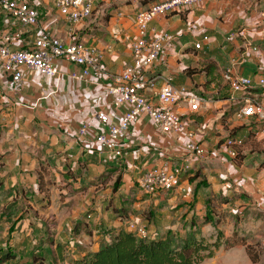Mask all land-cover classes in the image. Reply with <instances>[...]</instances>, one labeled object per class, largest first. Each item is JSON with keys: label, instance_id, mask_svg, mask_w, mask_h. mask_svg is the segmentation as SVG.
I'll use <instances>...</instances> for the list:
<instances>
[{"label": "crops", "instance_id": "obj_1", "mask_svg": "<svg viewBox=\"0 0 264 264\" xmlns=\"http://www.w3.org/2000/svg\"><path fill=\"white\" fill-rule=\"evenodd\" d=\"M29 1L38 9L47 30L63 39L69 38L70 23L57 13L55 17L46 15L41 8L51 11L45 0ZM155 1L158 0L148 4L137 1L134 14L128 16L125 11L119 17L111 12L113 16L108 15L105 24L98 16L94 19L93 14L75 28L79 41L103 51L100 77L93 76L82 84L75 82L68 74L76 68L62 63L56 78L27 72L24 85L16 86L0 69V85L14 88L8 95L0 90L3 99L0 111L2 101H10L14 96L25 97L23 102L27 105L24 121L11 125L0 123V257L3 252L13 256L1 264H71L73 259L110 242L120 231L130 232L127 222L144 221L148 209L175 204L183 197L193 199L194 208L204 209L216 195L223 196L227 202L218 201V209L234 213L238 217L234 222L246 230V235H240L247 238L248 244L262 249L260 261L253 263L245 246L230 250L221 247L213 258L217 259L216 264H264V159L262 167L252 171L244 164V156L241 165L233 166L232 182L224 180L220 184L225 178L222 170L225 167L218 158L227 154L223 146L215 147L214 157L200 138L207 155L189 161L181 140L175 135L162 134L146 116L122 139L120 158L95 140L101 127L96 114L104 112L111 120L119 121L127 108L117 107L107 88L113 77L132 64L136 14ZM262 1L205 0L197 8L156 18L150 25V33L165 32L169 36L160 60L149 73L160 76L157 87L169 80L175 87L186 88L197 96L202 108L237 105L240 95L230 90L223 73L232 67L246 77L261 76L256 65L263 55L252 48L250 32L245 31L242 36L240 31L244 25L264 17ZM20 31H24L23 39L30 43L36 38L35 32L21 30L15 18L0 12V43L20 47L16 41ZM235 31L239 32L236 37L232 34ZM199 43L201 47L196 49ZM242 47L254 51L252 58L248 51L237 53ZM207 66H210L209 74L205 71ZM19 88H24V95L16 93ZM218 97L221 98L218 101L211 99ZM85 125L89 127L88 134L81 136L80 130ZM258 134L261 133L255 132ZM248 141L251 142L245 140L239 147ZM167 158L189 163L190 174L168 191L171 192L168 196L163 195L168 192L142 194L139 186L142 174ZM200 173L208 179L207 188L199 180L190 179ZM233 185L237 186L234 191ZM27 193L34 195L32 200L24 197ZM9 208L10 214H3ZM191 213L195 214L193 210ZM143 223L149 238L178 225L171 220L167 224L159 220Z\"/></svg>", "mask_w": 264, "mask_h": 264}, {"label": "built area", "instance_id": "obj_2", "mask_svg": "<svg viewBox=\"0 0 264 264\" xmlns=\"http://www.w3.org/2000/svg\"><path fill=\"white\" fill-rule=\"evenodd\" d=\"M61 19L71 24L69 38L63 39L47 30L41 22L38 9L29 0H0V12L11 15L21 27L36 33L32 43L23 39L24 31L16 34L20 47L0 43V69L7 77L13 78L16 86H22L26 73L38 74L54 79L61 72V64L67 63L76 69L69 71V78L86 83L93 76L103 74L102 50L86 45L76 38L75 28L92 18L96 0H45ZM205 0H158L136 14L137 36L131 44L132 64L120 75L111 79L107 92L114 98L117 107H127L119 121L111 120L106 113H97L101 127L95 140L115 157L123 156L122 139L131 134L141 117L146 116L162 134L175 135L181 140L184 155L191 161L203 158L207 150L196 132L188 129L191 117L199 112L202 101L186 88H177L169 80L160 87V76L149 75L160 60L168 34L150 33L151 23L158 17H167L199 7ZM245 31H240L244 36ZM200 49L201 44H197ZM223 79L234 94H239L238 121H248L249 130L264 132V76L251 78L241 75L232 67L225 69ZM85 125L81 136L88 134ZM233 147L242 142L231 139ZM230 144V143H229ZM234 158L238 153L231 150ZM189 163H178L171 158L146 170L139 186L142 194L156 195L176 188L180 180L190 174ZM92 218V216H88ZM131 232L147 237L145 230L129 226Z\"/></svg>", "mask_w": 264, "mask_h": 264}, {"label": "rangeland", "instance_id": "obj_3", "mask_svg": "<svg viewBox=\"0 0 264 264\" xmlns=\"http://www.w3.org/2000/svg\"><path fill=\"white\" fill-rule=\"evenodd\" d=\"M137 1L139 0H96V10L94 11V19L97 18V16L100 18V22L105 24V18L110 16L119 17V15L122 12H126V16L129 14H134V10L136 6L138 5ZM263 7L261 8L264 12V1H262ZM47 6V4H46ZM51 13L47 11L46 8H41L42 11L45 12L46 15L51 16H57L56 12L53 10V8L48 5L47 6ZM126 8V9H125ZM47 11V12H46ZM111 12L113 15H111ZM263 18V19H262ZM244 25V24H243ZM240 27H238L235 30H239ZM246 29V30H245ZM248 29V30H247ZM243 31L250 32V40L253 42L252 48L256 52H260V54L263 55V60L261 62L257 63V74L264 76V17L260 16L259 21H255L252 24L244 25L242 28ZM241 30V31H242ZM239 33L237 31L233 32L232 34L236 37V34ZM249 40V39H248ZM243 41H246L243 39ZM256 48V49H255ZM237 53H245L250 52V57L252 58V54L254 51L247 50L245 47L239 48L236 50ZM0 90L4 94H10L13 92L14 88L12 86L1 84ZM24 88H19L16 90V93L23 94L24 95ZM4 97L5 95L2 94ZM25 97L22 95L14 96L11 98V100L2 101L1 105L3 106L2 111H0V123L11 125L19 121H24L26 119V110L27 105L23 102ZM213 99L212 101H218L221 98L218 97V99ZM0 100H3L0 98ZM16 102L18 104H16ZM239 100H237V105H233L231 108H218V107H201L199 112L195 115H193L190 119L191 122L187 124L188 129H190L193 132H196V134L207 144V150L209 153L214 154V150H216V146L218 145L220 148L222 146L224 147L227 154H221L219 156V160H222L224 167L222 170L224 171L223 174L225 178L221 180L220 184H223V181L225 182H232L231 181V172L234 170L233 166L236 167L235 162L233 161V157L230 155V151L235 149L236 151H239L242 149V156H245V162L244 164L248 165L250 170L255 171L259 167H262V161L264 159V132L263 134L253 135L254 138L251 139V142L245 143V145H242V147H233L231 144V139L233 138V132L235 130H239L237 135L235 136L236 140L239 141H245L249 139V133L247 130V125L249 124L248 121H238L235 118V114L237 113L239 109ZM196 117L200 118L202 117L203 120L199 122L196 120ZM202 142V143H203ZM230 143V144H229ZM217 156V154H214V157ZM222 158V159H221ZM119 175V172L114 174L112 181L116 182V179ZM190 179L199 180V184L201 186H204V188H207L209 186L208 179L206 178V175L200 173L196 174L195 176L190 177ZM118 182V180H117ZM136 188H138V182L136 183ZM233 191L237 186L233 185ZM139 191V190H138ZM171 192H168L166 194H163L164 196L170 195ZM219 196V195H216ZM212 198L214 201V205L219 208V202H223V196ZM24 197L27 198V200H32L34 195L31 193L24 194ZM16 200V199H15ZM131 201V199H130ZM195 202L191 198L185 199L180 198L178 201H176L175 204L170 205L169 203H165L163 205H160L158 209H148L145 211L144 214V221H135V222H127V227L129 230V226L135 225L137 229H143L144 223L143 222H152L153 220H159V222H163L165 224L169 223L171 220L177 221L178 225L176 229L173 230H165L160 234V236L165 235H174L177 238H182L186 236L189 232L192 230L200 229L201 232L205 236L213 235L215 237H229L236 234H245L246 230L243 227H240L237 223L234 222V219L238 218L234 213H230V211H224L223 209L219 210L218 213L222 216V221L219 225H204V219L206 216H209L208 218L214 220L216 218V214L209 213L210 206L205 207L202 209L201 207L194 208ZM191 210L195 212L194 215H192ZM11 212V209L3 210V214L9 215ZM37 212V211H36ZM199 212L198 215H196ZM35 213V212H34ZM238 214V213H237ZM236 216V217H235ZM239 220V219H238ZM193 224L196 225L194 227L195 229H192ZM145 229V227H144ZM143 229V230H144ZM130 231V230H129ZM146 232V231H145ZM228 234V235H227ZM148 237V233H147ZM262 249L260 248V254ZM5 253L1 256L2 258L5 257ZM36 263V262H35ZM31 263V264H35ZM217 259H209L205 261L202 264H216ZM1 264V263H0Z\"/></svg>", "mask_w": 264, "mask_h": 264}, {"label": "trees", "instance_id": "obj_4", "mask_svg": "<svg viewBox=\"0 0 264 264\" xmlns=\"http://www.w3.org/2000/svg\"><path fill=\"white\" fill-rule=\"evenodd\" d=\"M148 4L153 0H140ZM210 66L205 69L209 74ZM201 122L202 118L196 117ZM249 139H253L255 131L249 130ZM239 130L233 132V138ZM254 135V136H253ZM242 146V145H241ZM238 155L233 161L241 165L244 159L242 149L237 151ZM221 203H227L223 200ZM209 213L216 214L214 220L206 216L204 225H219L222 216L214 205L212 199L209 200ZM196 225L193 224L192 229ZM239 245L245 246L247 254L253 263H258L261 258L260 250L256 245L248 244L246 237L234 233L232 236L220 238L213 235L205 236L200 229L192 230L186 236L177 238L174 235L157 236L154 238L142 237L134 232L120 231L114 238L97 250L85 253L78 259H73L71 264H202L209 259H213L217 251L224 247L230 250ZM0 257V263L5 258L13 257L12 254ZM44 262H41L43 264Z\"/></svg>", "mask_w": 264, "mask_h": 264}, {"label": "water", "instance_id": "obj_5", "mask_svg": "<svg viewBox=\"0 0 264 264\" xmlns=\"http://www.w3.org/2000/svg\"><path fill=\"white\" fill-rule=\"evenodd\" d=\"M12 80H13V78L11 77V78H10V81H12Z\"/></svg>", "mask_w": 264, "mask_h": 264}]
</instances>
